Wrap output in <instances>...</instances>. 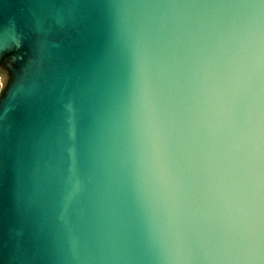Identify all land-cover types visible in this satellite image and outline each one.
<instances>
[{"label": "water", "instance_id": "water-1", "mask_svg": "<svg viewBox=\"0 0 264 264\" xmlns=\"http://www.w3.org/2000/svg\"><path fill=\"white\" fill-rule=\"evenodd\" d=\"M0 264H264V0H0Z\"/></svg>", "mask_w": 264, "mask_h": 264}, {"label": "snow or ice", "instance_id": "snow-or-ice-1", "mask_svg": "<svg viewBox=\"0 0 264 264\" xmlns=\"http://www.w3.org/2000/svg\"><path fill=\"white\" fill-rule=\"evenodd\" d=\"M3 48V46L2 45H0V49H2ZM3 86L2 85H0V88H2Z\"/></svg>", "mask_w": 264, "mask_h": 264}]
</instances>
